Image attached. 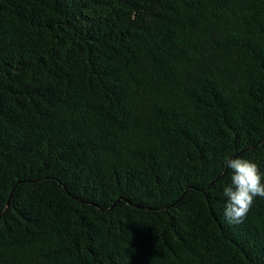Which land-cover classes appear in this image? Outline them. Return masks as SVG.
<instances>
[{"label": "trees", "instance_id": "1", "mask_svg": "<svg viewBox=\"0 0 264 264\" xmlns=\"http://www.w3.org/2000/svg\"><path fill=\"white\" fill-rule=\"evenodd\" d=\"M264 0H0V264H264Z\"/></svg>", "mask_w": 264, "mask_h": 264}, {"label": "clouds", "instance_id": "2", "mask_svg": "<svg viewBox=\"0 0 264 264\" xmlns=\"http://www.w3.org/2000/svg\"><path fill=\"white\" fill-rule=\"evenodd\" d=\"M224 164L231 170V182L223 189L225 218L230 224L242 223L256 197L264 198V172L244 157H226Z\"/></svg>", "mask_w": 264, "mask_h": 264}]
</instances>
